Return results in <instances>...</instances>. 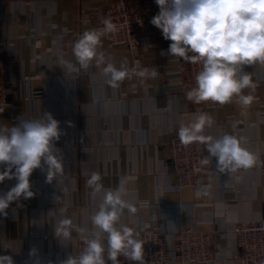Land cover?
I'll return each mask as SVG.
<instances>
[{
    "label": "crops",
    "instance_id": "1",
    "mask_svg": "<svg viewBox=\"0 0 264 264\" xmlns=\"http://www.w3.org/2000/svg\"><path fill=\"white\" fill-rule=\"evenodd\" d=\"M113 1L0 0V56L11 59L10 78L15 82L9 104L0 113V125L51 113L60 122L62 134L55 146L64 165L63 175L51 183L46 170L35 169L29 178L34 196L14 201L7 216L0 215V255L12 256L14 264H61L76 254L82 236L73 231L70 240L55 237L56 223L67 217L92 230L90 217L103 193L93 196L87 180L99 172L105 189H115L127 178V198L137 211L130 214L125 209L120 224L137 230L142 224L174 229L198 223L217 231V264H238L232 256L233 230L259 218L264 207V65L244 67L252 85L242 93L252 96L249 105L233 98L206 108L189 100L187 92L169 91L164 71L169 57L161 53L171 41L154 37L151 47L141 43L130 50L123 45L108 47L102 38L100 50L106 62L117 67L126 63L129 68L139 62L158 71L155 78L133 76L113 88L106 83L103 66L93 62L85 69L73 55L74 42L86 31L80 20L96 23L97 11ZM127 1L147 18L158 8L155 0ZM194 113L213 118L204 135L242 138L256 163L249 169L219 173L213 158L205 164L197 188H177L168 142ZM15 183L6 179L0 192ZM5 245L9 249H3ZM33 249L35 255L30 256Z\"/></svg>",
    "mask_w": 264,
    "mask_h": 264
},
{
    "label": "clouds",
    "instance_id": "2",
    "mask_svg": "<svg viewBox=\"0 0 264 264\" xmlns=\"http://www.w3.org/2000/svg\"><path fill=\"white\" fill-rule=\"evenodd\" d=\"M155 3L159 12L150 23L161 31L166 41H171L161 55L201 64L187 98L197 104L212 101L220 105L237 98L243 106L249 105L252 96L242 93L252 85L244 67L264 65V0H155ZM102 25L84 31L73 44V55L83 68L93 62L103 66L106 83L113 88L126 78L147 79L158 75L155 67H141L139 62L131 68L126 63L117 67L106 62L100 45L103 37L116 31V25L109 19H103ZM17 119L15 125H0V166H3L0 183L6 179L16 181L9 190L0 192L3 216H7L6 210L14 201L34 196L29 178L35 169L46 170L48 183L64 173L63 156L55 146L62 134L60 122L46 111L39 118ZM213 124L207 113H194L190 123L179 126L177 135L184 145L204 144L208 155L202 163L207 165L215 158L219 173L251 168L256 158L243 146L242 138L227 133L218 137L204 135V130ZM101 180L99 172H92L87 180L93 196L103 193L90 217L91 231L76 226L67 217L56 223L55 237L70 240L76 231L84 241L82 251L78 255L69 254L61 264H122L119 257L145 264L144 243L138 233L119 223L125 209L130 214L137 211L127 198V178H122L115 189H105ZM29 255H35V249ZM0 264H14L13 257L0 255Z\"/></svg>",
    "mask_w": 264,
    "mask_h": 264
},
{
    "label": "built area",
    "instance_id": "3",
    "mask_svg": "<svg viewBox=\"0 0 264 264\" xmlns=\"http://www.w3.org/2000/svg\"><path fill=\"white\" fill-rule=\"evenodd\" d=\"M158 12L159 8L153 16ZM97 15L96 23L90 18H82L80 25L89 30L101 28L103 19L111 20L116 25V31L103 37L108 47L123 45L134 50L141 43L151 47L154 37L163 38L161 31L150 23L152 18L145 17L138 6L130 5L127 0H114L97 11ZM168 61L164 71L169 91L188 92L195 86V76L201 64L172 57ZM10 63V58L0 56V113L9 104L11 88L15 83L10 78ZM202 103L206 108L220 105L212 101ZM205 151L202 143L184 145L178 136L171 137L167 155L177 177V188L198 187L200 175L205 171V164L202 163ZM135 231L144 243L145 264H217L219 251L214 248L217 231L213 229L202 228L198 223L192 222L174 229L142 224ZM233 231L236 238V245L232 250L233 260L238 264H264V207L259 218L237 226ZM83 247V238L79 237L76 244L77 255ZM119 259L122 264H138L123 257Z\"/></svg>",
    "mask_w": 264,
    "mask_h": 264
}]
</instances>
